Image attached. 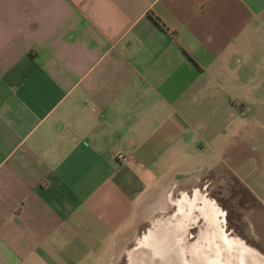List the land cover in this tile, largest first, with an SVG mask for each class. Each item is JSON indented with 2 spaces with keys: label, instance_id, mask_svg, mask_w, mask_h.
Masks as SVG:
<instances>
[{
  "label": "crops",
  "instance_id": "1",
  "mask_svg": "<svg viewBox=\"0 0 264 264\" xmlns=\"http://www.w3.org/2000/svg\"><path fill=\"white\" fill-rule=\"evenodd\" d=\"M258 31L264 0H0V264H180L209 176L264 208Z\"/></svg>",
  "mask_w": 264,
  "mask_h": 264
},
{
  "label": "rangeland",
  "instance_id": "2",
  "mask_svg": "<svg viewBox=\"0 0 264 264\" xmlns=\"http://www.w3.org/2000/svg\"><path fill=\"white\" fill-rule=\"evenodd\" d=\"M254 34L257 41L261 42L264 40V32L258 31ZM263 50L262 48L259 49V47L258 49H254L255 54L253 56L255 57V62L246 65L247 73L242 72L240 75L244 76L253 86H257L261 81L264 82V71L263 73L261 72L262 68L264 69V61L262 62L261 55ZM236 58H238V55ZM241 61H244V58ZM238 66L239 63L236 60V69ZM248 87L240 85L236 80V98L241 97L249 101L251 97L248 94ZM249 130L246 129L242 135L244 138L243 144L241 143L236 147L245 152L244 155L248 154L247 147L245 148V146H248L250 141ZM208 180L204 182V188L200 193H205L204 196L213 202L219 212H223L220 216V223L226 235L236 237L244 245L264 253V208L227 173L209 176ZM197 212H199L197 209H194L192 212L191 218L193 220L190 223L192 228L188 229L187 232V235H191L187 239L188 242L194 237L192 230H196V227H201V218H196Z\"/></svg>",
  "mask_w": 264,
  "mask_h": 264
},
{
  "label": "bare ground",
  "instance_id": "3",
  "mask_svg": "<svg viewBox=\"0 0 264 264\" xmlns=\"http://www.w3.org/2000/svg\"><path fill=\"white\" fill-rule=\"evenodd\" d=\"M194 209L199 211V217L203 222V231L200 234L202 243L198 258H195L196 254L187 255L188 249L184 242V231L193 220L189 212ZM222 213L211 200L206 199L201 194L194 193L185 212L187 218L177 219L171 224L167 223V226L170 225L171 232L172 229L174 231L172 232L171 248L180 264H251L256 259L264 261V257L259 256L255 250L244 245L240 239L226 235L220 223ZM177 214L182 215L184 212L178 210ZM141 244L150 245V238L146 237Z\"/></svg>",
  "mask_w": 264,
  "mask_h": 264
},
{
  "label": "flooded vegetation",
  "instance_id": "4",
  "mask_svg": "<svg viewBox=\"0 0 264 264\" xmlns=\"http://www.w3.org/2000/svg\"><path fill=\"white\" fill-rule=\"evenodd\" d=\"M192 232H193V234H194V236H195V232H196V230H195V229H193V230H192ZM189 237H191V235H190ZM194 238H195V237H193V239H191L190 241H193V240H194ZM259 252H260V251H259ZM261 253H263V252H261ZM263 254H264V253H263Z\"/></svg>",
  "mask_w": 264,
  "mask_h": 264
},
{
  "label": "built area",
  "instance_id": "5",
  "mask_svg": "<svg viewBox=\"0 0 264 264\" xmlns=\"http://www.w3.org/2000/svg\"><path fill=\"white\" fill-rule=\"evenodd\" d=\"M116 156H117V157H121V155H120V154H117Z\"/></svg>",
  "mask_w": 264,
  "mask_h": 264
}]
</instances>
